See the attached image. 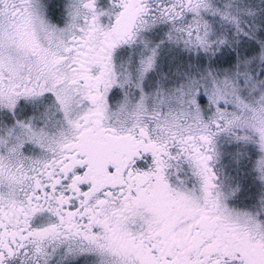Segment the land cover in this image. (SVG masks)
I'll use <instances>...</instances> for the list:
<instances>
[{"label":"snow or ice","instance_id":"6c2138e0","mask_svg":"<svg viewBox=\"0 0 264 264\" xmlns=\"http://www.w3.org/2000/svg\"><path fill=\"white\" fill-rule=\"evenodd\" d=\"M57 254L264 264V0H0V264Z\"/></svg>","mask_w":264,"mask_h":264},{"label":"flooded vegetation","instance_id":"af4514ba","mask_svg":"<svg viewBox=\"0 0 264 264\" xmlns=\"http://www.w3.org/2000/svg\"><path fill=\"white\" fill-rule=\"evenodd\" d=\"M218 144H219V141H218ZM219 147L221 148V150H223L221 146V142H220ZM216 167L225 168L223 159L217 163ZM35 222L40 223L41 218L40 217L35 218ZM94 259H95L94 257L87 255V254H81V255L71 256V257H63L62 255L57 254L50 258L49 264H94Z\"/></svg>","mask_w":264,"mask_h":264},{"label":"rangeland","instance_id":"374dc122","mask_svg":"<svg viewBox=\"0 0 264 264\" xmlns=\"http://www.w3.org/2000/svg\"><path fill=\"white\" fill-rule=\"evenodd\" d=\"M257 3H259V0H257ZM54 20H56L58 23H62L63 22V16L59 17V18H56V17H53ZM177 53L175 52H172V53H168L167 51L163 52L162 53V57H163V60H162V64H163V69L162 70H169L168 68V56L170 55H175ZM179 55H183V54H179ZM220 142H221V146H222V152L224 153V157H223V162H224V165H225V168L223 167V169L225 171H231V166H230V162L228 160V156H227V153L231 151V145L228 144L227 142V139L226 138H221L219 140V146H220Z\"/></svg>","mask_w":264,"mask_h":264}]
</instances>
